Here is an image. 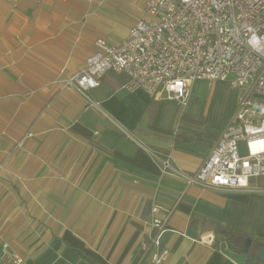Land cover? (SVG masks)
Returning <instances> with one entry per match:
<instances>
[{
    "label": "crops",
    "instance_id": "1",
    "mask_svg": "<svg viewBox=\"0 0 264 264\" xmlns=\"http://www.w3.org/2000/svg\"><path fill=\"white\" fill-rule=\"evenodd\" d=\"M146 2L0 0L3 264L5 254L21 264H149L153 206L173 208L165 264H237L214 245V224L264 243L263 180L216 190L161 168L166 158L187 175L202 165L235 110L229 80H193L185 107L127 91L122 73L98 79L88 92L96 104L56 81L84 67L96 39L121 44Z\"/></svg>",
    "mask_w": 264,
    "mask_h": 264
},
{
    "label": "built area",
    "instance_id": "2",
    "mask_svg": "<svg viewBox=\"0 0 264 264\" xmlns=\"http://www.w3.org/2000/svg\"><path fill=\"white\" fill-rule=\"evenodd\" d=\"M144 11L148 21H138L119 45L96 39V50L84 67L58 78V85L96 104L88 92L98 79L108 72L122 73L127 91L142 89L151 96L162 91L167 100L185 107L193 80H229L237 90L235 110L202 165L187 175L166 158L161 168L204 188L257 190L250 180L264 178V0H147ZM241 140L244 156L238 148ZM260 188L264 193V184ZM172 212L151 208L142 244L149 264L166 262L169 250L160 243ZM4 260L22 262L14 254H5Z\"/></svg>",
    "mask_w": 264,
    "mask_h": 264
},
{
    "label": "trees",
    "instance_id": "3",
    "mask_svg": "<svg viewBox=\"0 0 264 264\" xmlns=\"http://www.w3.org/2000/svg\"><path fill=\"white\" fill-rule=\"evenodd\" d=\"M214 245L221 248L223 251L228 249L235 253H243L247 237L243 234L236 232L228 227H221L214 224ZM253 251H249L246 255L244 264H256Z\"/></svg>",
    "mask_w": 264,
    "mask_h": 264
},
{
    "label": "water",
    "instance_id": "4",
    "mask_svg": "<svg viewBox=\"0 0 264 264\" xmlns=\"http://www.w3.org/2000/svg\"><path fill=\"white\" fill-rule=\"evenodd\" d=\"M188 234L195 237V234H192V232L190 230H189ZM253 248H254L253 254H254L255 260L257 261L256 264H264V243L257 242L255 245L252 246V240L251 239L246 240V245H245L243 253L238 254V253L232 252L228 249H225L223 251V253L226 256H228L230 259L235 261L237 264H244L247 253L250 250L252 251Z\"/></svg>",
    "mask_w": 264,
    "mask_h": 264
},
{
    "label": "rangeland",
    "instance_id": "5",
    "mask_svg": "<svg viewBox=\"0 0 264 264\" xmlns=\"http://www.w3.org/2000/svg\"><path fill=\"white\" fill-rule=\"evenodd\" d=\"M140 15L142 17L140 20L148 21L149 17L147 15H145L144 12H140ZM140 20H138V21H140ZM161 92L162 91L157 93L156 98H158V94H161ZM171 103L172 102H168V104H171ZM171 119H172V117L169 120H167V121H170ZM238 148H239L240 155H242V156L246 155V148H245V141L244 140L238 141ZM252 179H254V178H252ZM259 179L264 181V178H262V177H259Z\"/></svg>",
    "mask_w": 264,
    "mask_h": 264
},
{
    "label": "bare ground",
    "instance_id": "6",
    "mask_svg": "<svg viewBox=\"0 0 264 264\" xmlns=\"http://www.w3.org/2000/svg\"><path fill=\"white\" fill-rule=\"evenodd\" d=\"M98 86V85H97Z\"/></svg>",
    "mask_w": 264,
    "mask_h": 264
}]
</instances>
